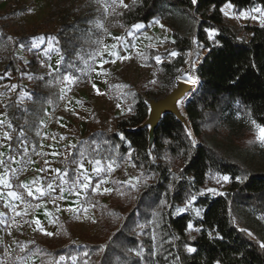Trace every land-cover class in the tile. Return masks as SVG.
<instances>
[{
  "label": "trees",
  "instance_id": "obj_1",
  "mask_svg": "<svg viewBox=\"0 0 264 264\" xmlns=\"http://www.w3.org/2000/svg\"><path fill=\"white\" fill-rule=\"evenodd\" d=\"M110 1L51 7L43 23L56 21L52 36L61 59L55 72L40 73L37 51L25 36L17 41L26 50L27 61L13 48L0 56L3 71L18 81L15 91L24 88L30 95L21 104L15 92L6 105L12 141L20 131L25 139H36L46 106L59 98L55 77L78 75L82 60L96 51L101 33L95 26L96 13L105 16L104 11H96V5ZM225 3L235 12L253 7L264 10V0H131L113 14L123 32L152 20L168 26L173 39L164 54L175 51L177 55L163 63L166 75L184 63L187 50L202 47L207 51L194 69L192 88L197 89L183 102L186 122L173 112H162L150 144L147 97L157 91L131 90L127 110L112 118L113 128L93 131L86 138L89 156L103 151L117 158L129 156L141 172L136 194L108 207L104 240L88 247L97 250L96 258L86 261L88 253L81 255L84 248L75 246L55 251L66 258L76 254L75 262L66 264H264V233L241 215V209L250 208L264 217V171L211 142L223 132V113L234 103L242 117L264 126V24L244 23L234 28L222 11ZM167 13H181L191 24L181 31L166 20ZM209 30L213 31L211 38ZM5 40L0 29V48ZM22 74L29 76L26 88L19 83ZM219 175L229 178L228 189L198 199L204 208L202 218L194 219L187 212L172 214L174 206L188 202ZM94 196L88 193L84 204H95Z\"/></svg>",
  "mask_w": 264,
  "mask_h": 264
},
{
  "label": "rangeland",
  "instance_id": "obj_2",
  "mask_svg": "<svg viewBox=\"0 0 264 264\" xmlns=\"http://www.w3.org/2000/svg\"><path fill=\"white\" fill-rule=\"evenodd\" d=\"M130 1L123 0V5H127ZM87 2L88 0H0V29L6 35V42L0 48V56L7 48H13L20 59L27 61V52L17 41L18 37L25 36L30 40L31 48L37 51L41 65L40 73L55 72L61 58L56 50L55 41L50 48L48 38L53 37L56 21H48L47 24L43 21L49 16L52 6H58L57 9L61 6L81 7ZM226 4L222 7L223 13L234 28L244 23L264 24L261 22L264 20V10L259 7L235 12L231 5L229 7L228 3ZM123 5L119 0L96 5V11L105 13L103 18L96 13L95 26L101 31L98 48L87 59L82 60L83 68L78 75L72 76L66 73L55 77L59 98L53 105L46 107L47 112L44 114L49 116L53 108H57V111L53 112L54 116L52 114L49 121L39 125L36 133L39 134V138L42 135L45 137V140L40 139L41 141L47 142L52 138L46 132L48 123L55 122L61 125L60 128L65 127L62 122L66 120L72 123L74 131L66 128L65 131L59 130L61 133L59 134V131L54 130L58 135L56 138L60 141L58 147L61 153L58 155L52 156L45 142L35 148H25V143L20 142L5 152L7 149L5 141L9 139L5 138L4 134L7 132L9 137L11 127L6 115V105L15 92V99L21 104H24L30 95L24 88L15 91L18 81L10 72L3 71V63L0 59V122H2L0 123V178L7 179L11 188L17 190L16 193L23 197L22 204L19 203L16 207H40L42 204L46 207H70L68 211L66 209L63 212H55L49 221L39 227H35L29 221L23 224L14 219L13 222L6 214L0 217V264L74 263L76 254L66 258L64 254L55 253L57 250L72 246L84 248L81 255L88 253L86 261L96 258L97 250L88 247L100 244L104 240L103 227L108 221V207H114L117 203L123 202L126 196L133 197L136 194L141 171L129 156L117 158L104 152L99 154L101 161L99 167L104 169L99 173L93 170L94 160L87 158L74 159L70 164H65L68 150L62 145L61 137L73 132L82 140L95 130L112 129L113 115L120 114L124 109L127 110V95L131 90L156 89L157 94L153 95L155 102H162L168 94L180 91L173 77L183 68L185 61L194 62L195 69L207 51L202 47L187 50L184 63L173 74L166 75L163 63L176 57L171 55L175 51L164 54L169 48L168 42L173 39L171 30L161 20H152L147 24L138 23L143 25L139 29L133 25L123 32L113 17L115 12L124 7ZM257 9L260 11H256ZM12 10L14 11L10 12ZM244 16L247 18H243ZM165 18L181 31H186L191 24V20L181 13H167ZM34 37H44V42L37 41L39 46L33 48ZM113 52L115 55H112ZM157 56L160 57V62H157ZM65 75L72 79L65 81ZM182 82L188 89L182 90L179 98L173 100L171 104L185 120L183 102L196 91L197 87L193 89L189 80ZM19 83L26 88L29 76L22 74ZM74 93L83 94L82 105L72 106V110H66V105L63 104L67 101L65 98ZM147 101L151 111L153 103L151 96L147 97ZM74 109L79 110L74 111ZM53 117L55 120H52ZM59 117L62 121H59ZM223 118V132L211 142L223 145L227 152L237 157L239 161L264 171V142L257 139L256 125L259 124L255 122L254 125L253 120L242 117L237 112L235 103L224 111ZM42 119L44 120L43 116ZM93 147L95 149L97 145L93 144ZM84 150V147L80 148V151ZM81 164L83 168L80 167ZM109 164L112 166L111 170ZM173 171L171 169L174 175ZM84 174L91 178L90 182L83 180ZM30 176H36L35 180L41 182L45 179H53L59 186L53 192L43 188V196L36 194L29 197L28 191L25 187H21L20 183L23 178ZM222 177L224 176L219 175L213 183L207 184L201 192L194 194L195 199L192 197L185 204L174 206L172 214L187 212L194 219L202 218L204 208L198 199L205 196L214 197L226 192L229 179L225 181ZM84 183L88 184L86 189L83 187ZM210 189L214 191H209ZM88 193H94L95 204H84ZM241 215L264 233V217L260 213L244 208L241 209ZM61 257L64 259L61 260Z\"/></svg>",
  "mask_w": 264,
  "mask_h": 264
},
{
  "label": "crops",
  "instance_id": "obj_3",
  "mask_svg": "<svg viewBox=\"0 0 264 264\" xmlns=\"http://www.w3.org/2000/svg\"><path fill=\"white\" fill-rule=\"evenodd\" d=\"M225 5H227V4L225 3L223 6H225ZM228 5H230V4L228 3ZM79 98H81V99H79ZM82 98H83V94L78 95L75 93L70 95V97H66L65 100H67L68 102L64 101V103H63L64 105H66V110H72V106L82 105V102H81ZM49 105H53V104H49ZM77 110H79V109H74V111H77ZM56 111H57V108H53V110H52V112H50L51 114H49V116H46L45 114H43L44 120L41 117L40 126L44 122L46 123L47 121H49V117L51 118L52 114L54 116L53 112H56ZM125 111L126 110L124 109L123 112H121L120 114L124 113ZM45 112H47L46 108H45ZM6 115H7V111H6ZM117 115H119V114H117ZM117 115H113V117L117 116ZM53 119L55 120V117H53L52 120ZM4 120H6V119H4ZM59 121H62L61 117H59ZM10 124H11V122H10ZM62 124L65 125L64 128H60L61 125H57V124H55V122L52 124H49V123L47 124L46 132L49 133L50 136H52V138H50V141H47V142L43 141V140H45V137L43 135L41 136L42 138L41 137L39 138L38 133H36V135H35L36 136L35 140L29 141L23 137L22 131L18 132L15 140L12 141L11 140L12 133L10 132V130L12 128V124H11V127L9 129L10 139L5 141L6 145H7V149L5 152H8L9 149L11 150L16 144H18L20 142L25 143V145H24L25 148L26 147L35 148L38 144H40V143L42 144V142H45L44 144L49 146L48 152H50V154L52 156L58 155L61 153V151L58 147V144L60 143V141H58V139L56 138L58 135H56L54 133V130H56L57 132L59 130L65 131V129L67 128L70 131H74V127H73L72 123H70L69 121L66 120L65 122H62ZM59 134H61L60 131H59ZM33 137L34 136H32V138ZM86 138L80 140L77 136H75L73 134V132L68 133V135L66 134V135L61 137V139L63 140L62 145L64 147H66V149L68 150L66 153L65 164H67V163L70 164L71 162H73L74 159H78V158H82V157L90 159V160H94V162H95V160H99V155H97V154H94L95 156H89V154H88L89 143L88 144L85 143ZM40 139H43V140L41 141ZM90 145H92V144H90ZM76 147H78V148L76 150H74V148H76ZM82 147L85 148L84 151H80V148H82ZM92 151H93V149H92ZM74 153H77V154L74 155ZM93 164H95V163H93ZM35 177L36 176H30L28 178H23L21 180L20 186L21 185H27L28 187L27 188L25 187L26 190L28 191V189L30 188L33 191L34 195L38 194V193H36L37 188H40V189L44 188L50 192L51 191L53 192V191H55L56 187L58 188V186H59L57 184L58 182L56 183L53 179L52 180L51 179L50 180L45 179L44 182H41V180H35ZM4 180L7 181V183L9 184L7 179H4ZM49 184L52 185L51 189L48 188ZM16 191L17 190L12 189L11 187H6L4 184H0V217L5 216V214H6V216L8 215L11 217V220H13V222H14V219H15V221L17 220L16 222H20L23 224L25 222L29 221L33 225H35V227H39V226L44 225L47 221H49V219L51 218V215L54 214L55 212H63V211H66V209H67V211L70 209V207H46L43 204L40 205V207L39 206L38 207H26V206L16 207L19 203L22 204V199L21 200H14L12 197H10L8 195L9 192H16ZM9 205H11V207H9ZM17 213H19V215H17ZM15 216L18 218L16 219ZM36 221H38L39 223L37 224ZM17 228H19V227H17Z\"/></svg>",
  "mask_w": 264,
  "mask_h": 264
},
{
  "label": "snow or ice",
  "instance_id": "obj_4",
  "mask_svg": "<svg viewBox=\"0 0 264 264\" xmlns=\"http://www.w3.org/2000/svg\"><path fill=\"white\" fill-rule=\"evenodd\" d=\"M195 2H196V0H193V3H195ZM119 3L121 5H123V0H119ZM123 6L127 7V5H123ZM228 6L230 7V5H228ZM222 11H223V9H222ZM256 11H260V10L257 9ZM242 16H243V14H242ZM243 18H247V17L244 16ZM253 18H255V17H253ZM261 22L264 23V20H262ZM156 23H159V21H156ZM134 27L137 28V29H139V28L143 27V25L137 24V25H134ZM161 27H163V26L161 25ZM212 34H213V31L212 30H209V38H211ZM9 39H11V38H9ZM116 39H120V38H116ZM37 41H39V43H43L44 42V37H34L33 38V42H32V47L33 48H36V47L39 46L38 43H37ZM48 41H49V47L51 48L53 42L55 41V38L54 37H49L48 38ZM22 47H23V45H22ZM112 55H115V53L113 52ZM171 55L172 56H175V55H177V53L176 52H172ZM156 60H157V62H160V57L157 56L156 57ZM71 79L72 78L70 76H68V75H65V77H64V80L65 81H70ZM12 87L14 88L15 85H13ZM93 87H95V85H93ZM120 87H126V86H120ZM118 107H119V105H118ZM0 123H2V122H0ZM253 124L255 125V121H253ZM256 127L258 128L257 139L260 140V141H262V142H264V126L256 125ZM4 136H5V138L10 139V137H8V133L7 132H5ZM94 163H95V167H94L93 170L95 172L99 173V172H101V171L104 170L101 167H99L100 164H101V161L100 160H96ZM80 167L83 168V165L81 164ZM111 167H112L111 164H109V170H111ZM56 171L59 172V170H56ZM90 179L91 178L87 174H84L83 175V180L85 182H90ZM222 179L225 180V181H227L229 178L227 176H224V177H222ZM0 184H4L6 187H11V185H9L7 183V181L3 180V178H0ZM21 187H26L27 188L28 186L27 185H21ZM51 187H52V185L49 184L48 185V188L51 189ZM83 187L86 189L88 187V184L87 183H84L83 184ZM105 191H110V190L109 189H105ZM209 191H214V190H211L210 189ZM36 193H38L39 195L43 196L44 195V190L43 189H40V188H37L36 189ZM27 194H28L29 197L34 196V193H33V191L30 188L28 189V193ZM8 195L10 197H12L14 200H21V199H23V197L21 195H19L18 193H16V192H9ZM192 199H195V197H193ZM9 207H11V205H9ZM198 214L199 213L197 212V215ZM17 215H19V213H17ZM36 223L38 224L39 222L36 221ZM192 228H193V225L191 223H189L188 224V229L189 230H192ZM46 234L47 235H52V233H46ZM249 235H252V233L249 232ZM261 247H264V243L261 244ZM188 250L190 252L191 251H194V249H192V248H189ZM63 259H64V257H61V260H63Z\"/></svg>",
  "mask_w": 264,
  "mask_h": 264
},
{
  "label": "water",
  "instance_id": "obj_5",
  "mask_svg": "<svg viewBox=\"0 0 264 264\" xmlns=\"http://www.w3.org/2000/svg\"><path fill=\"white\" fill-rule=\"evenodd\" d=\"M174 77H173V79H174ZM193 77L196 78L195 74H194ZM177 85L179 86L180 91L168 94L167 97H166V99H164L162 102H160V101L159 102H155V97L153 95H150L151 96V99H152V102H153L152 103V110L150 111V107H149L148 117L145 120V122L149 125V142H150V144H151L152 138H153V128H154V126H155V124H156L157 120L159 119L160 114L162 112H164V111L173 112L182 121L186 122V119L184 120L183 118H181V116L178 114V112L175 109L176 107L173 104H171V102L173 100L179 98L180 93H181L182 90L188 89V88L184 87L181 83H177Z\"/></svg>",
  "mask_w": 264,
  "mask_h": 264
},
{
  "label": "bare ground",
  "instance_id": "obj_6",
  "mask_svg": "<svg viewBox=\"0 0 264 264\" xmlns=\"http://www.w3.org/2000/svg\"><path fill=\"white\" fill-rule=\"evenodd\" d=\"M174 80L177 82V83H181L183 85V80H189L192 85L191 87L194 85L195 83V77H193L192 75H190L189 73L187 72H179L175 75L174 77ZM184 86V85H183Z\"/></svg>",
  "mask_w": 264,
  "mask_h": 264
},
{
  "label": "built area",
  "instance_id": "obj_7",
  "mask_svg": "<svg viewBox=\"0 0 264 264\" xmlns=\"http://www.w3.org/2000/svg\"><path fill=\"white\" fill-rule=\"evenodd\" d=\"M194 62H190L189 60H186L185 63H184V66L182 69H180L179 72H187L189 73L190 75L194 76ZM178 72V73H179ZM104 152V151H103ZM106 153V152H104ZM107 154V153H106ZM104 155V154H103Z\"/></svg>",
  "mask_w": 264,
  "mask_h": 264
}]
</instances>
